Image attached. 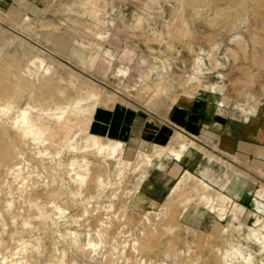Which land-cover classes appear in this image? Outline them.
I'll return each mask as SVG.
<instances>
[{
	"label": "rangeland",
	"instance_id": "rangeland-1",
	"mask_svg": "<svg viewBox=\"0 0 264 264\" xmlns=\"http://www.w3.org/2000/svg\"><path fill=\"white\" fill-rule=\"evenodd\" d=\"M0 21V264H224L218 250L233 264H249L247 252L264 264L249 239L264 215L248 208L236 216L240 229L224 234L233 207L220 220L201 201L228 196L206 181L208 169L187 182L186 173L170 198L179 182L158 190L148 177L163 155H99L96 146L116 142L91 124L99 108L164 117L178 99L206 95L264 126V0H46L29 20L0 11ZM78 99L90 116L55 122L56 107ZM25 110L44 138L24 135ZM175 137L201 150L218 178L226 169L247 176L241 164Z\"/></svg>",
	"mask_w": 264,
	"mask_h": 264
},
{
	"label": "crops",
	"instance_id": "crops-1",
	"mask_svg": "<svg viewBox=\"0 0 264 264\" xmlns=\"http://www.w3.org/2000/svg\"><path fill=\"white\" fill-rule=\"evenodd\" d=\"M45 1L0 0V11L14 21L29 20L43 11ZM237 113V108H227L206 95H198L190 97L188 102L178 99L164 117L123 106L99 108L95 110L91 124L97 135L123 145L122 156L126 160H136L140 154L163 155L155 157L149 167L148 177L154 188L164 190L179 182L186 173L205 177L208 169L213 180L206 181L229 197L222 196L231 198L246 212L250 208L264 215V201L261 211L256 208L258 193L264 197V190L260 193L256 183L247 177H254L264 184V180L252 172L255 170L264 175V126L246 121ZM176 135L196 143L207 152L217 151L231 164H241L247 176L229 175L230 171L226 169L218 178L212 162L204 153L181 142ZM169 152L179 154L180 158L166 154ZM142 198L140 196L139 202L143 201Z\"/></svg>",
	"mask_w": 264,
	"mask_h": 264
},
{
	"label": "bare ground",
	"instance_id": "bare-ground-1",
	"mask_svg": "<svg viewBox=\"0 0 264 264\" xmlns=\"http://www.w3.org/2000/svg\"><path fill=\"white\" fill-rule=\"evenodd\" d=\"M11 108L12 107H5V109H3L1 111L4 115L7 116L8 114H10V111H12ZM56 108L57 109H55L54 113L52 114L53 119L57 123H62V122H66L65 121L66 119H68L69 117H73V116H84L85 118H88L90 116L89 114H90V108L91 107L87 106L84 103V100L78 99V100H75V102H73L67 108H62V107H56ZM20 123L22 125L21 127L23 128V133L25 136H32L33 135L38 139L44 138L45 131L42 130V128L40 126H37L36 124L33 123L32 119L29 115L28 110H25L21 113ZM91 135L92 134H90V136ZM96 150L98 151L99 155L108 154L111 158H115L117 155L122 154L123 145L116 142L111 147L96 146ZM166 154H169L170 156L175 157L176 159L180 158L179 154H177V153L171 154L169 152ZM192 178H193V176L189 174L185 181L187 182V181L191 180ZM142 181L143 180H141L139 183H142ZM183 181L179 182L175 186L174 190L172 191V193L170 195V198L173 197V195L180 189L181 185L183 184ZM77 182L80 185H83L86 182V178L77 174ZM99 184H100V186L103 184L102 180H99ZM200 184H202V186L206 190L212 191V189L209 186H207L206 184H204L203 182L200 181ZM138 188L139 187H137V190H138ZM263 199H264V197L262 195L258 194V199L256 201V208H257L258 212L261 211V208L263 207V203H262ZM201 201L204 203L205 207L208 210H210L213 213H217L220 220H224L226 218V216L228 215V213L230 212L229 208L233 207V210L230 214V216H232V221L230 223V227H228V229L225 230L224 234L228 233L231 228H235L237 230L240 229L238 219H237V217H238L237 215L242 216L245 213L244 208H242L236 204L234 205V203L230 199H227L222 195H217L216 197H213L211 195L204 196ZM191 202H192L191 200H188L187 205H190ZM254 226L255 227L261 226V228L255 229V228L249 227V230H250L249 239H250V241H253L257 245H259L260 248L262 249V251H264V233H263L264 232V224L262 223V219L257 217ZM218 253L221 257V260H223L224 264H227V263L233 264V260L230 259V254L228 251L218 250ZM247 254H248L247 262L249 264H251L250 263L251 255L249 254V252H247ZM238 255H240V257H241L240 252L238 253Z\"/></svg>",
	"mask_w": 264,
	"mask_h": 264
},
{
	"label": "water",
	"instance_id": "water-1",
	"mask_svg": "<svg viewBox=\"0 0 264 264\" xmlns=\"http://www.w3.org/2000/svg\"><path fill=\"white\" fill-rule=\"evenodd\" d=\"M39 47H40V46H39ZM41 48L44 49L43 47H41ZM44 51H46V49H44ZM58 60H59L60 62H62L63 64L69 65V64H68L66 61H64V60H61V59H59V58H58ZM83 76H85L86 78L92 80L93 82H95V83H97V84H99V85H103L101 82H99L98 80L92 78L91 76H88V75H86V74H83ZM142 110H144V109H142Z\"/></svg>",
	"mask_w": 264,
	"mask_h": 264
}]
</instances>
